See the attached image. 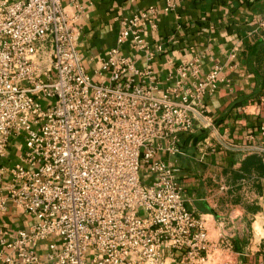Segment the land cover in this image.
Wrapping results in <instances>:
<instances>
[{
  "label": "built area",
  "instance_id": "2783aa9c",
  "mask_svg": "<svg viewBox=\"0 0 264 264\" xmlns=\"http://www.w3.org/2000/svg\"><path fill=\"white\" fill-rule=\"evenodd\" d=\"M156 16L123 20L91 73L63 0H0V215L13 207L32 218L0 227V264L208 261L206 220L186 206L179 169L162 154H181L196 123L212 125L204 97L224 67L202 80L201 63L184 60L161 88L152 60L162 46L145 40ZM252 148L264 153V142Z\"/></svg>",
  "mask_w": 264,
  "mask_h": 264
},
{
  "label": "crops",
  "instance_id": "0c3cea01",
  "mask_svg": "<svg viewBox=\"0 0 264 264\" xmlns=\"http://www.w3.org/2000/svg\"><path fill=\"white\" fill-rule=\"evenodd\" d=\"M63 1L77 15L91 73L116 44L122 21L151 8L157 16L145 40L152 50L162 46L152 60L161 88L174 85L184 60L201 63L202 80L224 67L218 89L204 97L212 125L196 123L180 136L182 153L162 157L179 169L186 206L206 220L212 248L205 264H264V153L252 148L264 142V0ZM31 222L13 207L0 215V227L13 231ZM180 260L177 253L173 264Z\"/></svg>",
  "mask_w": 264,
  "mask_h": 264
},
{
  "label": "rangeland",
  "instance_id": "374dc122",
  "mask_svg": "<svg viewBox=\"0 0 264 264\" xmlns=\"http://www.w3.org/2000/svg\"><path fill=\"white\" fill-rule=\"evenodd\" d=\"M141 173L143 175V181L147 184H151V182H152L151 172L145 166H143Z\"/></svg>",
  "mask_w": 264,
  "mask_h": 264
}]
</instances>
